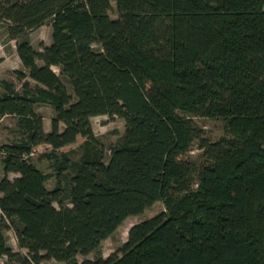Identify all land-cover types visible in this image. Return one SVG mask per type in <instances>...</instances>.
I'll list each match as a JSON object with an SVG mask.
<instances>
[{"label": "trees", "instance_id": "1", "mask_svg": "<svg viewBox=\"0 0 264 264\" xmlns=\"http://www.w3.org/2000/svg\"><path fill=\"white\" fill-rule=\"evenodd\" d=\"M0 23L24 68L21 89L0 85L22 135L0 147V264H264V0H0ZM104 114L125 122L108 149L90 120ZM201 115L234 139L203 136ZM78 137L73 159L61 148ZM195 139L208 162L192 188ZM39 144L52 172L30 159ZM158 200L115 252L77 259Z\"/></svg>", "mask_w": 264, "mask_h": 264}, {"label": "rangeland", "instance_id": "2", "mask_svg": "<svg viewBox=\"0 0 264 264\" xmlns=\"http://www.w3.org/2000/svg\"><path fill=\"white\" fill-rule=\"evenodd\" d=\"M112 10L110 12L111 17L116 18L117 14L115 13L114 7L115 2L112 1ZM52 29L50 24L46 23L41 25L40 27L33 29L28 33V38L36 50H41L42 46L48 45L51 42V34ZM95 48H98L97 45H94ZM15 41L9 39L7 37L6 31L2 23H0V57L2 61H0V85L1 80L7 79L14 83V86L17 89H21V81H19L13 71L24 70L22 63L15 51ZM41 64V61H38ZM53 70L56 73H59L57 66H53ZM30 82L34 85L32 79H29ZM65 81V80H64ZM65 84L69 88V84L65 81ZM1 90V86H0ZM35 110L42 115L43 117V125L47 127L48 130L50 129V121L51 117L54 115V111L49 104L40 103L37 104ZM91 124L93 128V132L97 136V139L104 144L105 148L108 149L114 142H116L119 135H121L125 129V122L124 119L120 116H108L104 115H97L91 117ZM193 125L196 129H199L203 136L207 137L211 141H217L221 138H228L234 139V134L230 132L227 122L222 118L210 117V116H192ZM17 119L14 116L6 115L0 117V147L12 143V141L20 139L21 132L17 125ZM83 140V138L78 137L76 143L71 144L69 146H65L61 148L63 151H68L71 158L76 159L78 158L80 153V147L78 144ZM198 140L192 141L189 147L188 156L190 157L191 161L193 162V175L192 177V188L196 187L197 180H198V171L200 168L208 162L207 158L204 157L202 153V149L199 148ZM51 149V146L48 144H39L33 149V153L31 155L32 162L41 169L43 172H52L49 168V161L46 157L42 154L48 152ZM1 151H0V159H1ZM1 166V160H0ZM1 172V168H0ZM17 176V174H10V178ZM0 173V178H1ZM54 178L48 179L45 183L46 186L51 190L54 185ZM164 209V203H161V200L154 202V204L147 208L142 214L129 216L127 217L116 230L110 235L108 238L103 240L98 248V250L91 252L90 254L83 256L78 255L77 259L79 261L84 260L86 258L92 259L96 255H102L107 257L110 253L115 252L122 244L127 240V233L128 228H130L135 223L139 221L150 218L160 211ZM5 236L7 238L9 246H11L15 251H19L23 254L27 253L25 248H20L16 244L15 236L11 229L5 230ZM15 264V263H14ZM42 264H59L54 259L51 260H44Z\"/></svg>", "mask_w": 264, "mask_h": 264}, {"label": "crops", "instance_id": "3", "mask_svg": "<svg viewBox=\"0 0 264 264\" xmlns=\"http://www.w3.org/2000/svg\"><path fill=\"white\" fill-rule=\"evenodd\" d=\"M44 129L45 130H48V128L47 127H44ZM0 168H1V176H3V172H2V163H1V166H0ZM10 174H16V173H12V172H10V173H8V177H10Z\"/></svg>", "mask_w": 264, "mask_h": 264}]
</instances>
